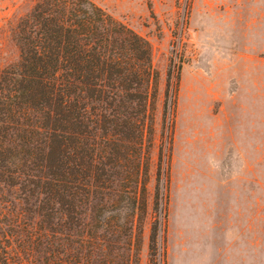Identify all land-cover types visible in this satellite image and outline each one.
<instances>
[{
    "label": "trees",
    "instance_id": "16d2710c",
    "mask_svg": "<svg viewBox=\"0 0 264 264\" xmlns=\"http://www.w3.org/2000/svg\"><path fill=\"white\" fill-rule=\"evenodd\" d=\"M28 1L17 62L0 69V264H138L149 45L90 0ZM159 180L158 165L149 252L167 215Z\"/></svg>",
    "mask_w": 264,
    "mask_h": 264
},
{
    "label": "rangeland",
    "instance_id": "374dc122",
    "mask_svg": "<svg viewBox=\"0 0 264 264\" xmlns=\"http://www.w3.org/2000/svg\"><path fill=\"white\" fill-rule=\"evenodd\" d=\"M90 1L148 43L156 75L138 264H264V0ZM29 8L0 0V69ZM158 165L167 215L149 252Z\"/></svg>",
    "mask_w": 264,
    "mask_h": 264
},
{
    "label": "crops",
    "instance_id": "0c3cea01",
    "mask_svg": "<svg viewBox=\"0 0 264 264\" xmlns=\"http://www.w3.org/2000/svg\"><path fill=\"white\" fill-rule=\"evenodd\" d=\"M256 23V21L255 22H253V24H255ZM252 24V25H253ZM252 25L251 26H248V28L246 27V24H245V28H247V29H249V28H251L252 27ZM241 29V27L239 28V30ZM260 29V27H258V30ZM247 33H245V35H246ZM239 38L241 39V37H240V33H239ZM257 38V39H256ZM258 38H260V34L259 33H257V36L255 37V39H253V38H250L249 40V42L251 43V41H254L255 40V42L257 43L258 41H259V39ZM242 46V45H241ZM245 46V45H244Z\"/></svg>",
    "mask_w": 264,
    "mask_h": 264
}]
</instances>
